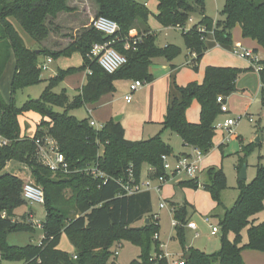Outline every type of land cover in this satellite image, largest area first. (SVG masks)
I'll list each match as a JSON object with an SVG mask.
<instances>
[{
    "label": "trees",
    "instance_id": "1",
    "mask_svg": "<svg viewBox=\"0 0 264 264\" xmlns=\"http://www.w3.org/2000/svg\"><path fill=\"white\" fill-rule=\"evenodd\" d=\"M69 0H0V78L14 54L16 64L11 80V94L41 79L40 55L68 56L78 52L82 58L80 67L58 69L55 76L44 79L46 86L40 96L16 106L14 99L6 101L0 93V133L10 139L8 146L0 148V264L2 260L20 261L23 264H115V247L121 241H130L140 248L134 264H167L160 249L158 219L151 213L150 191L127 195L119 180L127 178L131 169L136 180L140 179L143 164L152 167V176L164 174L161 156L170 155L171 148L161 136L169 129L177 133L183 145L197 147L207 154L215 135L213 125L221 113L217 96L226 99L236 90L239 75L247 70L230 66L207 65L201 82L190 81L177 86L180 97L172 98L160 123L161 131L147 139L129 140L120 122L110 119L96 130L89 124V117L77 119L69 113L85 104H95L101 96L115 90L116 79L150 82L153 80L149 66L155 57L172 60L179 52L174 45L158 47L155 35L148 24L146 4L137 0H93L95 17L105 16L118 24L117 31L105 35L90 25L83 26L66 46L54 50L43 45L51 33L62 27L54 19L61 12H71ZM193 13L200 19L189 29L184 25ZM223 18L213 20L204 13L203 0H157V19L165 26L179 27L186 49L193 55L192 69L197 71L206 51L204 37L211 32L219 44L232 43V28L239 25L241 36L264 47V0H225L221 10ZM15 21L35 41L36 47H28ZM204 28V31L200 30ZM137 29V35L130 32ZM137 38L135 45L132 40ZM110 42V45L126 57V62L112 73L104 71L91 58L93 44ZM129 42V47H125ZM254 51H257L256 49ZM259 63V80L264 82V59ZM90 70L86 82L78 93L69 99L64 92L55 93L53 88L67 74ZM261 93V92H260ZM262 96V94H261ZM193 101L199 104V121L190 122L186 110ZM264 104V99H261ZM61 108V111L55 110ZM34 111L41 116L32 136L22 134L18 116ZM50 137L64 155L68 171H52L43 164L37 153L35 139ZM254 142L243 146V156L238 161L240 169ZM100 146L102 149L100 150ZM27 166L34 184L44 192L45 215L40 223L42 236L38 244L11 245L7 232L34 230L32 223L15 221V209L27 204L22 197L23 179L3 171L8 161ZM92 164L104 173L94 176L81 171ZM206 180L201 186L215 202L210 217L216 218L221 231L220 249L206 253L185 245L184 225L189 221L187 202L172 204L174 237L182 247L180 260L183 264H244L241 251L244 247L264 251V221L257 222V215L264 208V164L256 165V174L250 182L237 180V197L230 207L221 201L226 188L221 167L212 165L205 169ZM197 177L179 182L197 188ZM68 190V191H66ZM221 209L218 212L217 209ZM74 214V215H73ZM25 215H28L27 213ZM148 223H143L146 218ZM142 225L135 226L137 222ZM246 230L247 243H242V231ZM62 233L73 246L69 253L59 247ZM232 233V238L228 234ZM154 245V255L151 246ZM189 253L188 258L185 254ZM75 256V257H73Z\"/></svg>",
    "mask_w": 264,
    "mask_h": 264
},
{
    "label": "rangeland",
    "instance_id": "2",
    "mask_svg": "<svg viewBox=\"0 0 264 264\" xmlns=\"http://www.w3.org/2000/svg\"><path fill=\"white\" fill-rule=\"evenodd\" d=\"M146 4L149 11L148 24L151 30L155 35V44L158 47H164L166 45H174L179 48L178 54L170 60L172 64L176 65L177 73H173L169 77V84L167 85V78L165 77H155L150 82H156L152 88L151 94H143L141 88L137 90L130 91L129 84L132 82L130 79H116L114 81L115 90L112 93H108L102 96L101 100L95 104H85L81 105L75 109L69 111L71 115H74L77 119L82 120L84 118L92 117L97 123L104 124L109 121L111 118L120 116V122L125 130V137L129 140H139L147 139L154 136L156 133L161 131V125L158 124V118L160 113L157 112V107L154 106V103L160 99L167 102L174 97L179 96V91L177 86L185 84L184 81L188 77L189 71H191L192 78L195 80L202 79V72L206 66L205 60L208 62H229L232 66L237 68H243L246 64L251 61L246 58H240L233 54V50H243L244 45H240L241 36L239 38H233L232 43L229 45L217 43L211 32H207L204 37V42L206 44V51L199 65L198 71L192 69V66L186 62L185 53L186 47L184 44L183 37L181 35L182 28H176L173 26L163 25L156 17L157 13V0H137ZM87 7L86 11H89L86 14L85 23L90 25V21L95 17V4L93 0H85ZM225 0H203V10L204 13L212 18L213 20H221L223 15L221 10L223 8ZM197 13H193L190 18L187 20L184 25L185 30L189 29L194 24V19L197 17ZM84 15L78 14V20H82ZM193 21H192V19ZM16 24V23H15ZM18 30L24 38V41L27 46H32L35 41L30 38L24 30L16 24ZM80 27V25H78ZM81 28V27H80ZM79 28V29H80ZM238 26L235 25L232 28V33L234 36L237 34ZM61 33L62 37L72 38L74 34L78 31H73V28L63 29L58 31ZM55 34V33H54ZM131 37L135 35H131ZM55 41V40H54ZM63 42V40H61ZM52 43V42H51ZM63 43H69V40L64 41ZM50 45V44H49ZM63 45V44H62ZM61 47V45L59 46ZM33 48V46H32ZM220 53H227V60L225 57L221 56ZM254 55L258 59L264 58V47L259 46L258 51H253ZM161 59L165 61L163 57H155L153 63L151 64L152 72H161L162 69L154 65H158L157 61ZM224 60V61H222ZM41 67V79L42 81L17 89L13 95H9L8 100L11 98L14 99L16 106H21L28 99L38 98L46 86L44 79L55 76L58 72V69L66 70L70 67L78 68L82 64L81 55L78 52H73L68 56H59L51 57L46 55H40L38 58ZM167 61V60H166ZM165 61V62H166ZM249 61V62H248ZM42 65H47L46 69H42ZM87 73L86 71H75L65 75L59 83L53 88L55 93L64 92L69 99H72L77 94V88L83 82L84 76ZM143 86L147 87L150 82L143 81ZM183 82V83H180ZM8 81L6 82V85ZM8 88L11 93V84H8ZM237 90L231 93L226 97L225 102L229 108V112L219 113L214 120L215 127V136L213 138V145L210 151L207 154H203L202 165L203 171L198 173V187L192 188L186 185H179L177 181L180 179H185L184 175H169V179L161 184L159 191L155 189L150 190L151 194V213L157 214L158 217V231L159 241L162 244L167 245V251L172 257L177 255L176 252H182V247L179 244L178 240L174 237V227L172 225L173 214H172V204L181 205L187 202V216L190 220L195 221L198 225V230L200 235L195 236V233L190 230L185 231V245L192 246L206 253H215L220 249V239L221 231L216 235L209 233V223L216 222L214 217H210L211 209L214 205V202L211 198V195L206 191L201 184L206 180L205 169L208 166L218 165L221 167L226 180V188L221 192V201L226 207H230L234 200L237 197L238 191L237 187V164L240 159L237 151L240 146V138L244 144H248L253 141L255 130L258 131V126L262 130L264 129V105H262V96L259 90L258 82V71L253 66V70L243 71L236 83ZM130 94L131 99L127 102L124 99V96ZM159 99V100H160ZM160 100V101H161ZM151 104V108L154 113L148 114L145 113V105ZM197 103V102H196ZM193 101L188 107V115L190 117H195L198 119V106ZM55 110L61 111V108L55 107ZM260 114L261 120L260 124L254 122L257 120L258 115ZM249 116H252L253 122L249 121ZM227 118H235L236 122L230 128V130L220 128L218 125ZM258 125V126H257ZM23 126H27L24 130V134H31V125L24 121ZM257 126V127H256ZM258 129V130H257ZM260 133V132H258ZM162 139L169 144L171 148V154L168 159L169 162L174 161V156H177L180 152L184 150L189 151L190 148H185L180 136L170 131L169 129H164L161 131ZM222 143V146L219 147V144ZM102 146H100V150ZM264 164V134H262L261 142H254L252 148L249 150L244 164L246 165V182H250L256 174V165ZM3 171H9L20 178L22 177L23 182L31 181L34 183L30 176V170L24 164H21L16 161H8ZM147 171V172H146ZM142 180L146 177L154 178L152 172L147 170V164L142 165L141 176ZM152 184H157L154 180ZM68 191V190H66ZM165 203L164 208H160V203ZM17 210V214L26 209L32 208L33 216L32 218L14 217L15 221H25L27 223H32L34 225V230H17L9 231L6 235V240L11 245L24 246L29 243L38 244L40 242L42 231L37 225L41 223L44 218L45 210L42 204H25ZM218 212L221 209H217ZM74 215V214H73ZM264 221V208L257 215V222ZM135 226L142 225V222H137ZM229 238H232V233L228 234ZM242 243H247V233L246 230L242 231ZM59 247L62 250H65L69 253L73 252V246L69 242L66 234L62 233ZM117 255L115 258V264H134L133 261L138 258L140 253V248L131 243L130 241L123 240L120 243V246L116 248ZM151 255H154V245L151 246ZM179 254V253H178ZM182 254V253H181ZM243 260L244 264H264V251L255 250L249 247L243 248ZM2 264H22L20 261H8L2 260Z\"/></svg>",
    "mask_w": 264,
    "mask_h": 264
},
{
    "label": "built area",
    "instance_id": "3",
    "mask_svg": "<svg viewBox=\"0 0 264 264\" xmlns=\"http://www.w3.org/2000/svg\"><path fill=\"white\" fill-rule=\"evenodd\" d=\"M90 24L92 27H94L96 30L102 32L105 35H112L114 34L118 29V24L105 16H96L91 19ZM179 28V27H178ZM201 31H204L203 27H200ZM138 39L134 38L131 42V44L135 45L137 43ZM125 47H129V42H126ZM233 54H235L238 57L246 58L251 61L255 69L259 72L262 69V65L259 63L260 59H258L253 51L251 49H243V50H233ZM89 56L91 58L96 59L97 63L100 65V67L108 72L112 73L115 70H117L121 65H123L126 62V57L119 53L117 50H115L111 45L110 42L105 43H95L93 44L91 51L89 53ZM47 65H42V69H46ZM87 74L90 73V70H86ZM143 85V82L140 80H133L129 84L130 91L137 90L138 88H141ZM260 92L264 99V82L260 81L259 85ZM124 99L129 102L131 99L130 94H127L124 96ZM217 102L220 104V111L227 112L228 106L225 102V97L223 95L217 96ZM249 121L253 122L252 116H249ZM236 120L235 118H227L225 119L222 124L218 125L220 128H224L227 130H230L231 126L235 124ZM255 122V121H254ZM89 124L94 127L96 130H100L103 127V123H97L93 118L90 117ZM10 144V139L3 136L0 133V148L8 146ZM35 144L37 145V153L39 156V159L43 164L49 167L52 171H68V164L65 161L64 155L58 150L55 142L50 137H46L44 140H41L40 138L35 139ZM170 155L164 154L161 156L162 160V166L164 170V174L155 176L152 180V178L146 177V179L142 180H136L132 174L131 169H128L127 178L124 180H119L122 189L124 190V193L127 195L137 193L140 191L155 189L156 191H159V188L162 183L167 181L169 179V175H185L187 177L193 178L196 177L198 172L201 169V162L203 158V153L198 149L197 147H192L191 150L187 153H183L177 156H174V161L169 162ZM149 172H153L154 169L152 167L148 168ZM81 171L90 173L94 176H103L104 173L98 170V168L95 165L89 164L81 169ZM156 181L157 184H152L153 181ZM22 197L26 201L27 204H43L44 203V192L43 189L34 184L31 181H25L23 183L22 187ZM166 205L165 203H160L159 207L164 208ZM154 219H158L157 214L154 213L153 215ZM172 225L175 227L177 225V221L175 219L172 220ZM40 227V224L37 225ZM184 227L196 229L197 226L195 222L188 221ZM210 227V233L212 235H215L219 232V229L217 225L209 224ZM195 236L198 237L199 233L195 232ZM154 238L158 239L159 236L157 233L154 234ZM120 246V244H117L115 247V254L117 255L116 248ZM160 249L162 250L161 256L165 257L167 259V264H183V260L180 259H173L171 255L164 251V245L160 243ZM75 257V256H73Z\"/></svg>",
    "mask_w": 264,
    "mask_h": 264
},
{
    "label": "crops",
    "instance_id": "4",
    "mask_svg": "<svg viewBox=\"0 0 264 264\" xmlns=\"http://www.w3.org/2000/svg\"><path fill=\"white\" fill-rule=\"evenodd\" d=\"M69 5L70 6H72V7H74V10L73 11H71V12H61V13H59L58 15H57V17L54 19V22H55V24H57V25H59L60 27H62L61 29H60V31H62L63 29H66V27L67 28H73V31H78L79 30V28L80 27H83V26H86V25H88L87 23H85V19H86V14H88V12L89 11H86V7H87V4H86V2H85V0H69ZM83 14L84 15V19H83V21L82 20H78V14ZM197 17L194 19V24L200 19V15L197 13ZM192 19V18H191ZM192 21H193V19H192ZM14 22V25H15V27H16V29H17V31L19 32V34L21 35V33H20V31L18 30V28H17V26H16V22L15 21H13ZM16 23V24H15ZM78 25H80V27L78 26ZM238 26V30H237V34L234 36V34L232 33V39L233 38H239V36H241V29H240V26L239 25H237ZM21 27V26H20ZM177 28V27H176ZM25 32V31H24ZM26 33V32H25ZM137 33H138V30L137 29H133L131 32H130V34L133 36V35H137ZM27 34V33H26ZM76 35V33L74 34V36ZM237 36V37H236ZM21 37L23 38V36L21 35ZM23 40H24V38H23ZM55 40V41H54ZM61 40H63V42L64 41H66V40H69V41H71V38H65V37H62V35H61V33H59V32H55V34L54 33H51L50 35H49V38L46 40V41H44L43 42V45L44 46H46V47H48V48H50V49H54V50H57V49H60V48H62V47H64V46H66L67 45V43H63ZM25 42V41H24ZM52 42V43H51ZM217 43V42H216ZM238 43H240V45H244V49H251L252 51H254L255 49L258 51V49H259V45L257 44V42L256 41H254V40H252V39H249V38H243L242 36H241V39H240V41H238ZM26 44V43H25ZM50 44V45H49ZM63 44V45H62ZM61 45V47H59ZM221 45V44H220ZM32 46H33V48L34 47H36V44L35 43H33L32 44ZM32 46H30L31 48H32ZM217 46L219 47V43H217ZM29 47V46H28ZM204 55H205V53H204ZM204 55H203V57H204ZM192 54L189 52V50L188 49H186V53H185V59H186V62L188 63V64H190V59L192 58ZM221 56H224L225 57V61H228L227 60V53H220V57ZM203 57H202V59H201V61L203 60ZM241 58V57H240ZM155 59V58H154ZM154 59L152 60V63H153V61H154ZM262 59H264V58H262ZM166 61V60H165ZM163 61V60H161V59H158V61H157V63H158V65H154V66H156V67H158L157 68V70L160 68V69H162L161 70V72H152V70H151V65L149 66V72L152 74V76H153V79L155 78V77H165V78H167V85L169 84V77L173 74V73H177V69H175L176 68V65H171L170 66V64H172L170 61ZM201 61H200V63H201ZM222 61H224V60H222ZM205 62L207 63L206 64V66L207 65H217V66H230V67H234V66H232L231 65V63H229V62H216V61H213V62H208L207 60H205ZM249 62V61H248ZM151 63V64H152ZM200 63H199V65H200ZM15 64H16V60H15V57H14V54H12L11 55V57H10V59H9V61H8V63H7V65H6V67H5V70H4V72H3V74H2V76H1V78H0V93H1V95L3 96V98L7 101L8 100V97H9V95H11V93H10V90H9V88H8V84L10 83L11 84V80H12V77H13V74H14V70H15ZM205 68V67H204ZM243 68H245V69H247V70H253V66L250 64V62L248 63V64H246ZM198 69H199V66H198ZM198 69H197V71H198ZM85 74V73H84ZM86 75H87V73L85 74V76H84V79H83V82L81 83V85L77 88L78 90H77V93H78V91H79V89L81 88V86L86 82ZM203 75H204V69H203V72H202V79H203ZM193 76L191 75V71H189V74H188V77L186 78V80L184 81V83L185 84H187L188 82H190V81H193L194 79L192 78ZM202 79H200V81L199 80H195V81H197V82H201L202 81ZM238 79V78H237ZM8 81V84L6 85V82ZM130 81H133V80H130ZM258 82H259V85H260V80H259V74H258ZM156 83V82H155ZM154 82H150L148 85H147V87H144V88H142L141 87V90H142V92H143V94H145L146 96L147 95H149V94H151V91H152V88H153V86H154V84H155ZM180 83H183V82H180ZM236 83H237V81H236ZM185 84H181V86H183V85H185ZM143 86V85H142ZM236 90H237V88H236ZM235 90V91H236ZM260 90V89H259ZM108 94V93H107ZM106 95V94H105ZM104 96V95H103ZM180 97V94H179V96L178 97H176V98H179ZM101 98H102V96H101ZM101 98L99 99V101L101 100ZM160 99V97L158 98V100L154 103V106H156L157 107V112L158 113H160V117L158 118V120H160V121H158V124H160L161 123V121H162V119H163V116H164V113H165V110H166V107H167V104H168V102L170 101V99L169 100H167V102H165V101H162L161 99V101L159 100ZM98 101V102H99ZM97 102V103H98ZM195 103H196V101H195ZM262 103V102H261ZM197 105H195V106H198V119H195V117H190L189 115H188V113H190V112H188V109L186 110V118H187V120L188 121H190V122H198L199 121V110H200V107H199V104L198 103H196ZM151 105V104H150ZM149 104H147V102H146V105H145V108H144V110H145V113H148V114H151V113H154V111L152 110V108H151V106H150ZM262 105H264L263 103H262ZM227 112H229V108H228V111ZM92 118V117H91ZM40 119H41V116L38 114V113H36V112H34V111H27V112H24V113H22L21 115H19L18 116V121H19V124H20V127H21V135L22 134H24V130L26 129V127L27 126H23V123H24V121H27L30 125H31V130L32 131H30L31 132V134H30V136H32V134L35 132V130H36V128H37V125H38V123L40 122ZM111 119H113V118H111ZM260 120H261V116H260V114L258 115V118H257V120H255V122H258V125L260 124ZM120 122V121H119ZM121 123V122H120ZM257 125V126H258ZM123 126V125H122ZM256 126V127H257ZM260 126H258V131H256L255 130V134H254V139H253V141H251V142H261V139H262V134H264V129H260L259 128ZM258 132H260V133H258ZM215 136V135H214ZM214 138V137H213ZM251 142H249V143H251ZM183 144V143H182ZM244 145H246V144H244L243 143V141H242V139L240 138V146H239V150L237 151V154H239V157H242L243 156V152H242V149H243V146ZM185 148H190V150H191V146H188V145H183ZM222 146V143H220L219 144V147H221ZM189 150V151H190ZM189 151H187V150H184L183 152H180L178 155H180V154H183V153H187V152H189ZM238 165V164H237ZM216 166H218V165H216ZM237 167V166H236ZM148 168H149V166H147V170H148ZM203 165H202V162H201V169H200V171L198 172V173H201L202 171H203ZM239 170L240 169H238L237 168V172L239 173ZM147 172V171H146ZM184 177H186L185 179H180V180H178L177 181V184H179V182H181V181H185V180H188V179H191L190 177H187V176H185L184 175ZM196 177L198 178V174L196 175ZM22 178V177H21ZM140 178H142V177H140ZM239 179V177H237V180ZM214 202V201H213ZM214 206H215V202H214V205H213V207L211 208V209H213L214 208ZM19 208H17V209H15V217H22V216H24L26 219L29 217V218H32V216H33V212H32V208H30V209H26V210H24V211H21V212H19L18 214H17V210H18ZM28 214V215H25V214ZM215 220H216V218H215ZM189 221H193V220H190L189 219ZM193 222H195V221H193ZM196 224V223H195ZM209 224H213V225H217V221L216 222H211V223H209ZM208 224V225H209ZM196 226H197V228L196 229H192V228H188V227H184V229H185V231L186 230H190V231H193L194 233L195 232H198L199 233V230H198V225L196 224ZM218 226V225H217ZM209 231H210V227H209ZM210 233V232H209ZM211 234V233H210ZM217 234V233H216ZM215 234V235H216ZM199 235H200V233H199ZM211 236H212V234H211ZM162 244V243H161ZM164 245V248H163V250L164 251H167V245H165V244H163ZM187 247H192V246H187ZM168 252V251H167ZM183 252V251H182ZM182 252H176L177 253V255L175 256V257H172L173 259H179L180 258V256H181V253ZM169 253V252H168ZM179 253V254H178ZM241 257H242V260H243V250L241 251ZM243 262H244V260H243ZM23 264V263H22Z\"/></svg>",
    "mask_w": 264,
    "mask_h": 264
},
{
    "label": "water",
    "instance_id": "5",
    "mask_svg": "<svg viewBox=\"0 0 264 264\" xmlns=\"http://www.w3.org/2000/svg\"><path fill=\"white\" fill-rule=\"evenodd\" d=\"M115 122H119L120 121V116H116L114 119H113ZM238 177L239 179H242V180H245L246 179V165L243 164L239 170V173H238ZM149 218L147 217L143 223H148L149 222ZM188 255L189 253H186L185 254V258H188Z\"/></svg>",
    "mask_w": 264,
    "mask_h": 264
}]
</instances>
